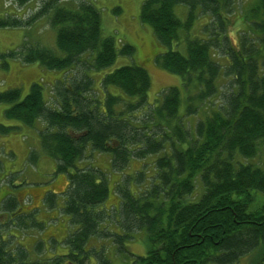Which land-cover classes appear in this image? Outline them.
<instances>
[{
	"label": "trees",
	"instance_id": "obj_1",
	"mask_svg": "<svg viewBox=\"0 0 264 264\" xmlns=\"http://www.w3.org/2000/svg\"><path fill=\"white\" fill-rule=\"evenodd\" d=\"M10 1L21 7L35 1L36 8L27 19L0 17V28L26 27L46 16L60 55L44 46L23 45L0 58L17 56L23 63L71 74L66 82L58 78L51 85L54 107L46 101L42 81L32 83L24 97L18 88L0 92L5 118L27 127L37 120L46 124L31 157L41 152L54 160L55 174L66 176L60 210L75 230L65 238L68 253L43 264H86L90 256H96V264H110L93 252L90 241L114 236L121 245L135 232H145L148 249L130 264H239L244 256L247 264H264V167L245 161L264 146V0H258L252 15L245 14L250 30L236 41L228 37L222 12L231 0H142L139 20L152 29L162 49L154 61L179 76L183 88L163 89L153 105L147 100L150 78L132 59L134 48H117L113 37L102 35L100 11L91 1L71 6L62 0ZM178 5L187 8L185 20L175 14ZM198 9L210 16L205 38L191 35ZM118 56L132 63L101 77V90L108 91L101 103L87 72L110 67ZM223 76L228 78L225 91L219 85ZM110 88L123 97L112 95ZM188 117H197L193 125ZM10 128L0 124V132ZM87 151L109 154L111 167L120 171L132 157L155 156V174L144 179L139 172L134 178L140 191L116 183L120 201L113 210L121 235L106 225L105 173L78 166ZM17 202H8L9 214L1 202V229L11 222L20 226L21 215L28 218ZM47 203L52 207L53 196ZM10 240L0 237V264H41L29 261L23 247L10 250Z\"/></svg>",
	"mask_w": 264,
	"mask_h": 264
},
{
	"label": "rangeland",
	"instance_id": "obj_2",
	"mask_svg": "<svg viewBox=\"0 0 264 264\" xmlns=\"http://www.w3.org/2000/svg\"><path fill=\"white\" fill-rule=\"evenodd\" d=\"M63 1L67 5H70L69 3L74 4L73 0ZM91 3L100 11L102 35L113 37L117 48L123 44L131 45L134 48L132 59L136 63L142 64L147 70L150 78V87L147 92L149 104L153 105L155 99H159V93L165 88L176 86L183 90L180 77L165 71L154 61L155 55L162 53V49L152 29L143 25L139 20L141 0H91ZM257 3L258 0H231V5H229L226 13L222 11L228 19L226 25L229 32L228 37L231 40L236 41L238 35H243V32L250 30L244 22V17L248 13L252 15L251 9ZM32 8L34 9L31 4L21 7L10 0H0V17L15 18V16H22L19 18L27 19L35 11ZM115 8H118L117 12L113 11ZM198 12L199 9L195 11V19L190 28L191 35L192 37L205 38L203 30L207 29L205 27L208 25L210 16ZM175 14L181 20H185L186 6H176ZM23 45L27 48L37 45L44 46L49 48L54 55H60L55 46V28L48 23L46 16L36 19L35 22L26 27L0 28V55ZM179 50H185L183 43L180 44ZM218 54L221 55V52ZM2 59H5V62ZM217 61L223 66L226 65V62L219 58ZM131 63V58L118 56L110 67L97 72H87L93 77V88L97 91L95 95L97 101L103 103L107 96L106 92H108L105 89V91L101 90V77L120 66ZM58 74L60 81L63 82H66L63 79L71 76V74L62 71L43 69L36 63H23L17 56L0 58V92L10 88H18L21 97H24L32 83L42 81L46 101L49 106L54 107V87L51 89V85L57 84L55 80L58 79ZM219 85H221L222 91L228 89V78L223 76L219 80ZM109 92L112 95L123 97L118 89L110 88ZM5 107L7 105L4 103L0 104V124L12 128L7 132H0V205L3 201L7 208V214H9L8 202L11 200L13 202L16 199L21 210L29 213V219L21 215L19 217L21 227L17 222H11V226L5 225L6 228H0V237L2 240L11 237L10 243H8L10 250H15L17 246L23 247L29 261H40L43 264L49 258L68 253L69 249L65 244V238L75 230L73 225L69 224L68 217L60 210L64 202L62 191L66 189L67 180L64 174L54 173L55 162L51 158L44 156L41 152H38L36 159L31 157V151L38 148V132L43 130L46 124L37 120L32 127H27L15 120L7 119L4 117ZM184 107L185 104L183 103V111ZM139 112L137 111L138 114ZM200 112L201 110L197 116H200ZM196 118L188 117V125H193ZM110 158L111 156L107 153L96 151L90 153L87 151L86 157L78 166L79 168L91 166L105 173L109 189L107 198L103 203V206L108 209L106 225L109 232L121 235L123 232L117 223L119 218L114 211L118 210L120 201L118 196L120 193L116 183L120 182V186L123 185L127 189L129 187L133 193L140 191L134 178H137L139 172L143 173L144 179L155 174L153 163L155 156H147L142 159L132 157L121 171L111 167ZM245 161L253 166L263 168L264 146L260 147L252 158ZM194 193L198 196L199 189H196ZM7 195L9 197H6ZM52 196L53 205L49 207L47 200L52 199ZM4 219V216H0V222ZM100 239L103 240L98 241ZM89 246H93V252L101 254L102 258L108 260L110 264H130L134 257L144 256L148 249L145 232L133 233L130 238H124L121 245L114 241V236H108L92 239ZM248 261L249 258L244 256L239 264H247ZM96 263V256H90L86 260V264Z\"/></svg>",
	"mask_w": 264,
	"mask_h": 264
},
{
	"label": "crops",
	"instance_id": "obj_3",
	"mask_svg": "<svg viewBox=\"0 0 264 264\" xmlns=\"http://www.w3.org/2000/svg\"><path fill=\"white\" fill-rule=\"evenodd\" d=\"M79 1H80V0H79ZM88 1H91V0H88ZM141 1H142V0H141ZM73 2H74V4H71V3H69V4H70V5H75L78 1L75 2V1L73 0ZM28 4H29V5L31 4L33 7H35V5H36V4H35V1H31V2H29ZM58 78H59V74H58ZM45 97H46V94H45Z\"/></svg>",
	"mask_w": 264,
	"mask_h": 264
},
{
	"label": "flooded vegetation",
	"instance_id": "obj_4",
	"mask_svg": "<svg viewBox=\"0 0 264 264\" xmlns=\"http://www.w3.org/2000/svg\"><path fill=\"white\" fill-rule=\"evenodd\" d=\"M20 209V208H19ZM0 216H3V214H0Z\"/></svg>",
	"mask_w": 264,
	"mask_h": 264
}]
</instances>
